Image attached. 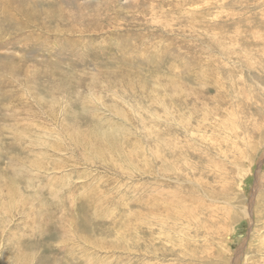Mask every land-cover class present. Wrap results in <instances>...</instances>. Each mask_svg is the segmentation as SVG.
Returning <instances> with one entry per match:
<instances>
[{
	"label": "rangeland",
	"instance_id": "374dc122",
	"mask_svg": "<svg viewBox=\"0 0 264 264\" xmlns=\"http://www.w3.org/2000/svg\"><path fill=\"white\" fill-rule=\"evenodd\" d=\"M0 264H264V0H0Z\"/></svg>",
	"mask_w": 264,
	"mask_h": 264
}]
</instances>
